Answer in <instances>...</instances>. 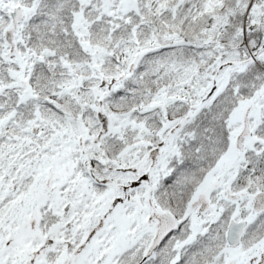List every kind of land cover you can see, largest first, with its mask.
Segmentation results:
<instances>
[{
    "label": "snow or ice",
    "instance_id": "1",
    "mask_svg": "<svg viewBox=\"0 0 264 264\" xmlns=\"http://www.w3.org/2000/svg\"><path fill=\"white\" fill-rule=\"evenodd\" d=\"M0 264H264V0H0Z\"/></svg>",
    "mask_w": 264,
    "mask_h": 264
}]
</instances>
